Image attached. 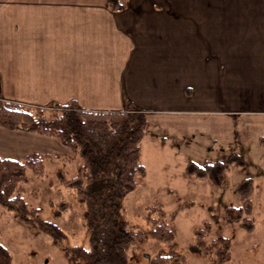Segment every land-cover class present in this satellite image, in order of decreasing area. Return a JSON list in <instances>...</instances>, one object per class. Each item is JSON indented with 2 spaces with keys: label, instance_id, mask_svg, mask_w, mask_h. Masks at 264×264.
<instances>
[{
  "label": "crops",
  "instance_id": "crops-1",
  "mask_svg": "<svg viewBox=\"0 0 264 264\" xmlns=\"http://www.w3.org/2000/svg\"><path fill=\"white\" fill-rule=\"evenodd\" d=\"M115 3L0 0L1 99L40 108L72 101L88 111L131 106L146 120L215 116L245 144L229 155L256 152L249 132L258 129V139L264 131V0ZM145 137L146 128L141 159ZM32 153L70 156L53 138L0 127L1 158ZM257 176L247 177L253 192Z\"/></svg>",
  "mask_w": 264,
  "mask_h": 264
},
{
  "label": "rangeland",
  "instance_id": "rangeland-1",
  "mask_svg": "<svg viewBox=\"0 0 264 264\" xmlns=\"http://www.w3.org/2000/svg\"><path fill=\"white\" fill-rule=\"evenodd\" d=\"M225 124L215 116L148 118L141 159L146 174L142 181H138L135 190L124 198L120 212V219L127 225L146 233L129 251L130 264H150L152 258L169 251L171 243L156 241L148 235L151 228L145 218L148 207L161 205L170 215L183 203L175 217L170 219L169 226L176 243L175 251L186 258L185 264H212L194 247L193 230L205 221L210 224L205 238L207 246L213 245L219 236L231 242V259L225 264H264V145L254 144L264 137V131L256 139L260 131L250 130L249 144L257 151L236 153L243 157L244 164L230 168L218 187H212L206 179L184 174L188 162H223L234 150L242 152L245 144L231 140L230 129L225 130ZM78 164V158L70 160L59 155L45 161L41 176L27 170L23 199L30 208L40 209L43 219L54 222L63 237L57 240L39 230L34 221L22 223L13 212L0 207V244L9 253L5 264H70L65 251L75 246L87 247L88 231L82 224L81 206L74 192L59 183L57 178L58 173L67 179L73 178ZM255 175L260 176H257V187L252 195L254 211L250 218L254 230L247 233L236 224L227 222L225 208L238 205L235 184ZM63 205L65 208L60 212ZM58 211L61 215L55 216Z\"/></svg>",
  "mask_w": 264,
  "mask_h": 264
},
{
  "label": "trees",
  "instance_id": "trees-1",
  "mask_svg": "<svg viewBox=\"0 0 264 264\" xmlns=\"http://www.w3.org/2000/svg\"><path fill=\"white\" fill-rule=\"evenodd\" d=\"M110 1L116 4L115 0ZM146 124V114L131 106L122 111H88L70 101L52 108H32L0 97V127L53 138L70 153V160L79 159L76 176L67 179L57 174L59 183L74 192L83 211L82 224L88 231L87 247L75 246L65 251L70 264H130L129 251L145 237V232L136 231L121 220L120 212L124 198L146 174L141 163ZM51 158L40 153L29 154L21 160L0 157V207L13 212L22 223L34 221L39 230L59 240L63 237L60 228L43 219L41 210L30 208L22 197L27 170L41 176L45 161ZM243 164L242 157L231 154L223 162H188L184 174L206 179L212 187H218L231 167ZM235 194L238 205L225 208L227 222L251 233L254 230L250 218L254 211L252 179L241 180ZM183 204L170 215L161 205L148 207L145 216L151 225L148 235L156 241L171 243L168 253L152 258L150 264L186 263V258L175 251L176 243L169 226L170 219ZM64 208L65 205L59 211ZM59 211L55 216L61 215ZM209 230L208 221L193 230L194 247L212 264H225L231 259V242L219 236L213 245L207 246L205 238ZM8 259L7 249L0 244V264Z\"/></svg>",
  "mask_w": 264,
  "mask_h": 264
}]
</instances>
